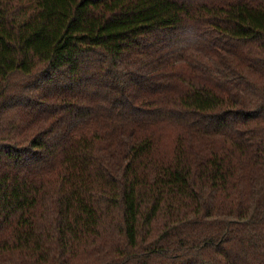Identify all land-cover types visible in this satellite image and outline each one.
<instances>
[{
    "label": "trees",
    "instance_id": "16d2710c",
    "mask_svg": "<svg viewBox=\"0 0 264 264\" xmlns=\"http://www.w3.org/2000/svg\"><path fill=\"white\" fill-rule=\"evenodd\" d=\"M0 264H264V0H0Z\"/></svg>",
    "mask_w": 264,
    "mask_h": 264
}]
</instances>
